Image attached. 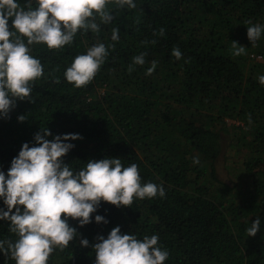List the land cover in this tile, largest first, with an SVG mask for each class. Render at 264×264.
<instances>
[{
  "label": "trees",
  "instance_id": "1",
  "mask_svg": "<svg viewBox=\"0 0 264 264\" xmlns=\"http://www.w3.org/2000/svg\"><path fill=\"white\" fill-rule=\"evenodd\" d=\"M16 2L26 9L29 0ZM133 2L134 9L110 2V23L96 15L99 32L81 29L60 49L29 46L44 74L32 82L28 99H17L7 117L0 115V171L7 177L22 145L34 146V135L47 128L49 140L81 137L65 141L74 147L62 159L74 172L89 160L119 158L123 167L138 166L142 185L163 187V197L134 198L131 207L101 201L82 227L69 218L77 237L62 251L54 248L47 264H95L96 238H107L117 226L141 240L157 235L168 252L163 264H264V85L258 80L264 75V32L253 44L246 23L264 26V0ZM114 28L117 41L111 39ZM232 41L245 54L234 56ZM98 43L108 55L95 77L79 88L67 82L64 73L74 58ZM173 48L181 59L172 56ZM141 53L145 63L133 65ZM152 61L157 66L146 75ZM230 148L248 179L236 191L215 176ZM0 209L7 211L3 198ZM96 215L108 222L96 223ZM257 218L259 230L248 236ZM9 227L10 221L0 220V241L18 238ZM81 239L89 246L82 247ZM0 264L15 260L0 252Z\"/></svg>",
  "mask_w": 264,
  "mask_h": 264
},
{
  "label": "clouds",
  "instance_id": "2",
  "mask_svg": "<svg viewBox=\"0 0 264 264\" xmlns=\"http://www.w3.org/2000/svg\"><path fill=\"white\" fill-rule=\"evenodd\" d=\"M110 2L119 8L125 5L136 8L133 0H36L35 8L29 0L26 9L16 0H0V115L7 117L17 99H28L32 82L44 74L40 60L30 55L29 46L43 43L49 49H60L71 44L81 29L99 32L95 16L104 24L110 23L113 16L106 10ZM246 23L247 37L254 44L264 32V26ZM118 32L119 29H112L113 41L119 39ZM164 33L165 29L161 28L158 35ZM232 49L234 56L245 54V47L235 41ZM171 54L177 60L182 58L178 48H173ZM107 55L106 46L98 43L88 48L86 54L76 56L64 73L67 82L78 88L86 86ZM144 57V53L134 56L133 65H143ZM156 66V61H152L146 75H151ZM133 70L130 65L128 71ZM258 80L264 85V75ZM25 119L24 115L18 117L20 122ZM49 136H52L50 130L41 128L34 135L35 145L24 143L18 156L12 159L7 177L0 171V198L7 207V211L0 209V220L10 221L9 231L18 237L15 241H0V252L10 255L15 264H47L54 248L62 251L77 237L78 232L69 226L68 219L77 220L81 227L91 223V214L97 211L101 201L117 208L131 207L134 198L165 195L162 186L151 182L142 185L138 166L123 167L119 158L89 160L86 167L74 172L62 159L74 147L65 141L81 137L65 134L49 140ZM193 163H199L198 157L193 158ZM95 222L108 221L96 215ZM259 227L257 218L247 229L248 236H255ZM96 239L98 242L92 245L95 264H163L168 257V252L158 246L157 235L141 240L134 234H121L117 226L107 238ZM80 244L88 247L89 241L81 239Z\"/></svg>",
  "mask_w": 264,
  "mask_h": 264
},
{
  "label": "rangeland",
  "instance_id": "3",
  "mask_svg": "<svg viewBox=\"0 0 264 264\" xmlns=\"http://www.w3.org/2000/svg\"><path fill=\"white\" fill-rule=\"evenodd\" d=\"M230 149L223 150V153L216 164V180L218 183H225L226 185L235 188L234 191L240 190L241 187L248 181L247 176H243L240 172V162L234 157L235 151ZM218 183H214L218 185Z\"/></svg>",
  "mask_w": 264,
  "mask_h": 264
}]
</instances>
